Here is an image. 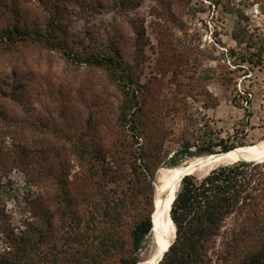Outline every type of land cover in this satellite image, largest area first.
Segmentation results:
<instances>
[{
	"label": "rangeland",
	"instance_id": "obj_1",
	"mask_svg": "<svg viewBox=\"0 0 264 264\" xmlns=\"http://www.w3.org/2000/svg\"><path fill=\"white\" fill-rule=\"evenodd\" d=\"M100 2L95 10H86L87 2L86 8H75L62 28L80 32L93 50L109 47L112 41L124 69L77 66L58 52L30 43L7 52L0 48V77L15 71L28 79L21 100L0 103V251L5 246L4 224L19 227L29 215L28 196L41 194L54 233L66 235L73 231L75 215L81 221L91 217V201H105L106 194L124 182L130 170L124 149L136 146L117 121L126 92L131 95L133 90L142 104V120L154 122L161 131L165 159L176 155L178 165L200 156L195 151L205 147L208 138L211 145L219 140L243 145L264 141L259 90L264 63L251 68L245 61L253 51L246 46L247 38L264 46V0ZM33 15L37 21L44 19L41 12L29 9L27 19ZM10 19L9 12L0 9V26L9 25ZM236 28L243 38L240 44L232 37ZM243 87L250 91V103L243 99L237 105L234 90ZM76 143L86 151L81 158ZM187 151L192 154L187 156ZM95 154L98 169L110 172L90 177L89 160ZM163 167L172 166H158L152 202ZM66 203L69 208L64 210ZM154 245L151 230L134 251L136 264L152 254Z\"/></svg>",
	"mask_w": 264,
	"mask_h": 264
},
{
	"label": "trees",
	"instance_id": "obj_2",
	"mask_svg": "<svg viewBox=\"0 0 264 264\" xmlns=\"http://www.w3.org/2000/svg\"><path fill=\"white\" fill-rule=\"evenodd\" d=\"M85 2L90 1L24 0L23 17L21 0H0V9L9 12L11 18L9 25L0 26V48L7 52L30 43L58 52L64 61L77 66L107 71L126 68L119 47L112 41L109 47L93 50L85 45L86 37L80 32L68 33L62 28L67 15L75 8H86ZM101 5L100 0H94L86 10H95ZM29 9L41 12L44 19L37 21L33 15L29 21ZM240 36L236 28L232 37L237 44L242 43ZM247 40V48L253 51L245 61L252 65L251 68L261 66L264 63L263 43ZM27 82L26 76H19L15 71L0 77V103L21 100ZM259 90L264 100V84ZM125 95L128 97L119 107L117 121L136 146L127 145L124 149L130 169L124 182L111 194H106L105 201L103 197L91 201L95 208L91 217L81 221L75 215L71 221L73 231L66 235L54 233L52 214L42 202L41 194L28 196L26 212L29 215L21 225L4 224L5 246L0 251V264H136L134 251L144 235L151 232L158 166L168 163L173 167L178 162L176 155L165 159L162 133L154 122L142 120V104L134 91ZM249 95L248 88L235 89L232 101L237 105L243 99L250 103ZM246 111L249 113L248 108ZM0 142L4 144V140ZM204 142L207 145L195 151L197 155L244 146L242 142L227 144L222 140L211 145L209 138ZM74 147L77 156L83 157L85 149H81L79 143ZM191 154L187 151V156ZM99 159L95 154L92 161L89 160L90 177L110 172L103 167L98 169L93 161ZM30 176L35 177V174L30 172ZM63 188L65 190L66 186ZM98 189L100 192L101 187ZM68 208L66 203L63 209ZM170 217L175 225V238L158 264H264V161H236L219 165L203 176L185 175L175 193ZM123 227H126L124 231Z\"/></svg>",
	"mask_w": 264,
	"mask_h": 264
},
{
	"label": "bare ground",
	"instance_id": "obj_3",
	"mask_svg": "<svg viewBox=\"0 0 264 264\" xmlns=\"http://www.w3.org/2000/svg\"><path fill=\"white\" fill-rule=\"evenodd\" d=\"M227 154L217 155V156H197L189 159L184 164L173 166L170 168H164L160 176V183L158 184L157 194L154 202L157 209L152 212V233L155 240L154 250L152 254L145 260L139 262L138 264H152L159 257V252L164 249L173 240L175 233V225L170 217V201L172 193L170 192L169 197L163 200V193L166 189L170 190L176 187V184L187 172L192 171H208L210 168L219 164L224 159H231L237 156H247L250 158H257L264 155V141L239 146ZM219 153V152H218ZM161 168V167H160ZM195 168V169H194ZM205 172V173H206ZM202 175V174H201ZM156 212V213H155ZM155 214V217H154ZM154 218V221H153ZM159 249V251H158Z\"/></svg>",
	"mask_w": 264,
	"mask_h": 264
},
{
	"label": "water",
	"instance_id": "obj_4",
	"mask_svg": "<svg viewBox=\"0 0 264 264\" xmlns=\"http://www.w3.org/2000/svg\"><path fill=\"white\" fill-rule=\"evenodd\" d=\"M235 149H240V148H233L232 150H235ZM231 150H229V151H226V152H219V153H213V154H208V155H205V156H207V157H210V156H217V155H224V154H227L228 152H230ZM236 161H255V162H261V161H264V155H261L260 157H255V158H250V157H247V156H237V157H235V158H229V159H224L223 161H221L219 164H217V165H215L214 167H212V168H210L205 174H207L211 169H213V168H215V167H217V166H219V165H222V164H229V163H233V162H236ZM195 169V168H194ZM196 172V171H195ZM194 171H192V172H187V173H185L184 175H182V177L180 178V180L178 181V183L176 184V187L175 188H173V189H170V190H168V189H166L165 191H164V193H163V200H166V198L167 197H169V195H170V192L172 193V198H171V201H170V206H169V210L171 209V206H172V203H173V200H174V198H175V193H176V191H177V189H178V187H179V185H180V181L182 180V178L185 176V175H189V174H194L195 173ZM157 209V206H156V204H155V202H154V210L153 211H155ZM170 212V211H169ZM152 214H151V230L153 229V226H152ZM150 230V231H151ZM174 238H175V233H174ZM174 238H173V240H174ZM173 240L168 244V246H166L164 249H162L160 252H159V257L156 259V261H154L152 264H158L161 260H162V258H163V256H164V254L168 251V249H169V247H170V245L172 244V242H173ZM158 251H159V249H158Z\"/></svg>",
	"mask_w": 264,
	"mask_h": 264
}]
</instances>
